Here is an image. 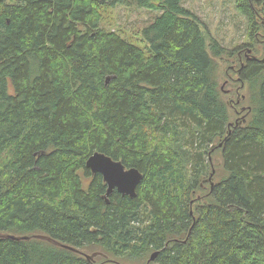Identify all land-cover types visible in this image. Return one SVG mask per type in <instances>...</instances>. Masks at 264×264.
Masks as SVG:
<instances>
[{"label":"trees","instance_id":"16d2710c","mask_svg":"<svg viewBox=\"0 0 264 264\" xmlns=\"http://www.w3.org/2000/svg\"><path fill=\"white\" fill-rule=\"evenodd\" d=\"M181 2L0 0V232L139 261L158 250L156 264H264V0H235L249 42L228 51ZM132 3L159 12L136 41L105 25ZM95 151L143 174L136 196L106 202ZM0 264L102 262L0 237Z\"/></svg>","mask_w":264,"mask_h":264},{"label":"rangeland","instance_id":"374dc122","mask_svg":"<svg viewBox=\"0 0 264 264\" xmlns=\"http://www.w3.org/2000/svg\"><path fill=\"white\" fill-rule=\"evenodd\" d=\"M182 5L200 20L202 30L206 41L209 42L211 38L216 39L218 43L227 51L232 50L238 45L249 42L246 37V21L245 18L238 12L235 6V0H182ZM111 22H106L105 25L111 27V29H120L126 32L128 37H132L136 41L140 33V29L150 22L157 11L153 9L140 8L134 3L127 6H117L110 11ZM227 55L220 59H216L219 69L218 83L225 91L230 90L228 79L223 74L226 71V67L230 60L227 59ZM235 61V59H234ZM230 64L229 67L234 68ZM228 95H226L227 97ZM246 105V104H245ZM219 163V155L216 152L214 155V167H217ZM86 254H94V259L102 264H146L147 259L135 260L124 257H117L104 254L105 252L99 246H90V248L81 249ZM106 259L103 261L101 257ZM143 261V263H142ZM149 264H156L150 263Z\"/></svg>","mask_w":264,"mask_h":264},{"label":"water","instance_id":"95a60500","mask_svg":"<svg viewBox=\"0 0 264 264\" xmlns=\"http://www.w3.org/2000/svg\"><path fill=\"white\" fill-rule=\"evenodd\" d=\"M250 52V49H248ZM245 107H242L244 109ZM86 167H88L92 173H100L102 175L103 181L106 184V192L104 198L108 203V196L113 190H116L122 195H128L130 197L136 196L137 186L140 184L143 174L135 167H126L120 160H115L112 157L99 152H93L86 160ZM0 237H7L15 240H29L30 238L45 239L52 242L55 245L70 249L74 252L80 253L87 257L88 259L93 258L94 254H86L81 249L71 246L66 243H62L58 240L51 238L45 234L39 233H28L22 235H15L12 233L0 232ZM158 250H154L146 264L153 261Z\"/></svg>","mask_w":264,"mask_h":264},{"label":"flooded vegetation","instance_id":"af4514ba","mask_svg":"<svg viewBox=\"0 0 264 264\" xmlns=\"http://www.w3.org/2000/svg\"><path fill=\"white\" fill-rule=\"evenodd\" d=\"M238 97H240V93L239 92H237V94H236V98L238 99ZM237 102H239L238 100H237ZM242 107H244L243 105H240L239 106V110H241L242 109ZM241 115V114H240Z\"/></svg>","mask_w":264,"mask_h":264},{"label":"bare ground","instance_id":"6f19581e","mask_svg":"<svg viewBox=\"0 0 264 264\" xmlns=\"http://www.w3.org/2000/svg\"><path fill=\"white\" fill-rule=\"evenodd\" d=\"M241 118V117H240ZM238 125H239V123H238ZM234 126V125H233Z\"/></svg>","mask_w":264,"mask_h":264}]
</instances>
